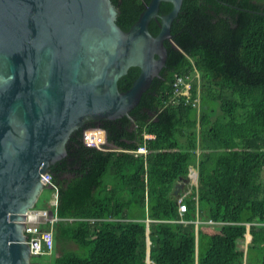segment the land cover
<instances>
[{"label":"trees","instance_id":"1","mask_svg":"<svg viewBox=\"0 0 264 264\" xmlns=\"http://www.w3.org/2000/svg\"><path fill=\"white\" fill-rule=\"evenodd\" d=\"M111 1L125 30L149 2ZM170 8L161 1L159 13ZM148 27L156 34L159 18ZM170 33L164 66L129 114L73 130L49 167L61 218L49 264H264V0H182ZM176 74H191L198 104L169 100ZM89 123L106 130L108 149L84 143ZM208 219L215 231L201 226Z\"/></svg>","mask_w":264,"mask_h":264},{"label":"water","instance_id":"2","mask_svg":"<svg viewBox=\"0 0 264 264\" xmlns=\"http://www.w3.org/2000/svg\"><path fill=\"white\" fill-rule=\"evenodd\" d=\"M181 3L149 0L125 30L111 0H0V264H30L23 220L45 202L41 175L66 155L73 130L139 102L165 64ZM131 66L139 72L120 90Z\"/></svg>","mask_w":264,"mask_h":264},{"label":"built area","instance_id":"3","mask_svg":"<svg viewBox=\"0 0 264 264\" xmlns=\"http://www.w3.org/2000/svg\"><path fill=\"white\" fill-rule=\"evenodd\" d=\"M195 77H198V73L195 72ZM192 77L191 74L175 75L173 81V95L170 97V101L175 100V96L184 95L185 102H192L193 104H198V93L193 101L189 99L190 88H191ZM198 90V89H197ZM199 91V90H198ZM152 135L144 133V137H151ZM82 139L85 144L95 147L97 149H108L106 130L98 125L89 124L82 131ZM137 152H146V147L144 144L139 145L136 148ZM194 173V171H190ZM42 183L54 188L55 194L50 201L51 207H31L28 208L24 215V240L28 245L30 255L39 254H49L54 248V239L52 232V225L55 221L61 219L56 214L57 205V186L52 182L51 175L48 171L41 175ZM179 213L186 210V203L183 202L180 196L177 199ZM70 220V218H69ZM90 221H94L95 218H89ZM209 224L217 223L208 219L206 221ZM248 227V225H247ZM249 241V240H248ZM247 242V241H246ZM245 242V244H246Z\"/></svg>","mask_w":264,"mask_h":264},{"label":"rangeland","instance_id":"4","mask_svg":"<svg viewBox=\"0 0 264 264\" xmlns=\"http://www.w3.org/2000/svg\"><path fill=\"white\" fill-rule=\"evenodd\" d=\"M90 124V123H89ZM189 177L191 178V181L192 182H195L196 181V172H194L193 174L190 173ZM52 194V189L48 186H46V194H45V201L48 203L49 201H51V196ZM50 198V199H49ZM201 226L206 229V230H216L215 226L216 225H213V224H207V223H203L201 224ZM222 228V232H228L229 231V227L228 226H221ZM248 229V227H247ZM221 232V233H222ZM250 239V234L248 231H246V234L244 235V238L243 239H240L239 242H238V245H240V247H245V242L248 241ZM71 247H73L74 245L73 244H70ZM205 248V242L202 241L201 242V250H204ZM51 253L49 254H39V255H32L31 258H30V264H49L52 256H50Z\"/></svg>","mask_w":264,"mask_h":264},{"label":"crops","instance_id":"5","mask_svg":"<svg viewBox=\"0 0 264 264\" xmlns=\"http://www.w3.org/2000/svg\"><path fill=\"white\" fill-rule=\"evenodd\" d=\"M193 169V168H192ZM192 171H195L194 169Z\"/></svg>","mask_w":264,"mask_h":264}]
</instances>
